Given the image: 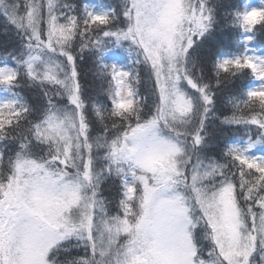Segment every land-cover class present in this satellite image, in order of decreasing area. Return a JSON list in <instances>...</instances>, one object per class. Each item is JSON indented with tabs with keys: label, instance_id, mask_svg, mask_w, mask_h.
Instances as JSON below:
<instances>
[{
	"label": "snow or ice",
	"instance_id": "1",
	"mask_svg": "<svg viewBox=\"0 0 264 264\" xmlns=\"http://www.w3.org/2000/svg\"><path fill=\"white\" fill-rule=\"evenodd\" d=\"M0 22V264H264V0H0ZM222 23L236 51L202 52ZM210 119L239 134L218 155Z\"/></svg>",
	"mask_w": 264,
	"mask_h": 264
},
{
	"label": "trees",
	"instance_id": "2",
	"mask_svg": "<svg viewBox=\"0 0 264 264\" xmlns=\"http://www.w3.org/2000/svg\"><path fill=\"white\" fill-rule=\"evenodd\" d=\"M70 5H75L77 10L80 11L83 8L84 3H91L99 6H107L109 4L115 3V0H66ZM219 3L228 5L230 3H239L243 6L244 3H258L259 0H218ZM220 16L224 17L227 11L230 9L226 7L220 8ZM236 34L223 23L217 27L213 36L210 38L207 45H205L202 52H206L209 48L213 50L219 49L222 51H236ZM16 37L11 30L5 34L4 25L0 22V55L4 54V45L8 46L11 50ZM256 46L264 48V36H258L256 40ZM107 59L109 61H114L117 63H124L127 60V54L119 49L109 52ZM79 71L81 73V82L88 93L89 96L94 100H99L100 102H106L105 94L102 91V87L106 86L96 75V67L94 64V58L91 56H85L82 61L78 62ZM248 85V81L237 80L234 83H227L219 92L217 99L216 112L217 115L230 114L231 106L228 103L229 99L233 94L237 93L238 89L243 86ZM30 102H36L37 90H29L25 88L22 92ZM110 104V102H109ZM239 134L234 128H229L226 125L220 123L218 119H210L207 125V138H208V149L209 155H218L220 148L226 140H231L233 137ZM105 195H115L114 192H110L106 189ZM258 259V258H257Z\"/></svg>",
	"mask_w": 264,
	"mask_h": 264
}]
</instances>
